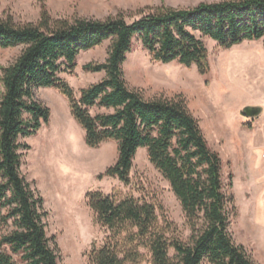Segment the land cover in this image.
I'll return each mask as SVG.
<instances>
[{"label":"trees","instance_id":"1","mask_svg":"<svg viewBox=\"0 0 264 264\" xmlns=\"http://www.w3.org/2000/svg\"><path fill=\"white\" fill-rule=\"evenodd\" d=\"M224 48L264 39V0L202 1L188 7L148 6L128 19L54 18L44 7L37 22L0 17V48L22 46L1 67L0 96V264H60L46 230L48 212L40 192L23 175L30 137L50 121L51 109L36 97L39 88H56L69 102L85 142L118 143V157L99 178L132 184L140 148L179 200L190 234L160 215L162 205L146 194L92 190L87 203L108 231L89 253L90 264H258L231 232L234 196L226 190L224 162L208 143L199 120L182 95L145 97L128 86L122 64L140 41L163 63L210 69L204 38ZM110 40L104 61L83 69L104 72L79 94L62 77L76 68L82 51Z\"/></svg>","mask_w":264,"mask_h":264},{"label":"rangeland","instance_id":"2","mask_svg":"<svg viewBox=\"0 0 264 264\" xmlns=\"http://www.w3.org/2000/svg\"><path fill=\"white\" fill-rule=\"evenodd\" d=\"M202 1L219 0H0V17L16 23L37 22L45 7L54 18L104 20L124 14L130 19L148 6L188 7ZM204 41L210 63L205 74L195 65L156 61L137 41L122 64L124 78L129 87L141 90L147 98L182 95L186 99L209 145L223 159L226 190L234 196L236 206L231 223L234 240L244 245L258 264H264V39L231 48L208 37ZM110 44L106 40L82 51L76 68L62 74L78 94L105 76L83 67L104 61ZM21 51L20 45L0 48V96L4 89L1 67ZM36 97L51 109V118L37 133L23 139L29 149L24 151L21 170L45 200L47 235L60 264H90L91 249L101 246L107 237V229L87 203V193L92 190L146 194L162 205L159 214L172 219L181 235L188 238L190 230L181 204L150 162L146 148H140L134 158L132 184L125 185L112 176L99 178L118 157L117 141L88 146L84 130L61 91L43 87L36 91ZM247 105L260 106L261 114L245 116Z\"/></svg>","mask_w":264,"mask_h":264},{"label":"water","instance_id":"3","mask_svg":"<svg viewBox=\"0 0 264 264\" xmlns=\"http://www.w3.org/2000/svg\"><path fill=\"white\" fill-rule=\"evenodd\" d=\"M261 112H262V108L260 106H255V105H247L243 109L244 115L249 117H256L260 115Z\"/></svg>","mask_w":264,"mask_h":264},{"label":"bare ground","instance_id":"4","mask_svg":"<svg viewBox=\"0 0 264 264\" xmlns=\"http://www.w3.org/2000/svg\"><path fill=\"white\" fill-rule=\"evenodd\" d=\"M82 225H83V224H82ZM73 228H74V227H73ZM79 229H80V228H79ZM84 229H85V227H84ZM75 230H76V228H75ZM75 230H74V231H75ZM76 232H77V231H76Z\"/></svg>","mask_w":264,"mask_h":264}]
</instances>
